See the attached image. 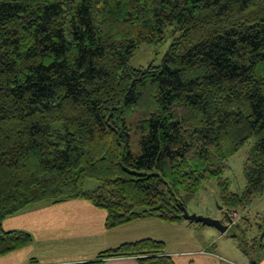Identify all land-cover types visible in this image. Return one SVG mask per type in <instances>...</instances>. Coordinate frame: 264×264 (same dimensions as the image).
Segmentation results:
<instances>
[{
    "label": "trees",
    "instance_id": "1",
    "mask_svg": "<svg viewBox=\"0 0 264 264\" xmlns=\"http://www.w3.org/2000/svg\"><path fill=\"white\" fill-rule=\"evenodd\" d=\"M168 32L159 64L130 65ZM251 140L234 191L227 161ZM210 180L229 224L264 191V0H0V256L32 242L2 227L30 204L82 198L105 229L179 222ZM242 219L231 236L258 264L264 228ZM116 257L176 264L152 237L55 264Z\"/></svg>",
    "mask_w": 264,
    "mask_h": 264
},
{
    "label": "rangeland",
    "instance_id": "2",
    "mask_svg": "<svg viewBox=\"0 0 264 264\" xmlns=\"http://www.w3.org/2000/svg\"><path fill=\"white\" fill-rule=\"evenodd\" d=\"M171 40L172 36L168 32L165 33L164 38L161 41H154L140 45L130 58V65L134 67H145L150 63L159 64ZM251 143L252 140L244 144L235 154L229 157L227 161L228 168L224 175L230 178L231 189L234 191L240 192L245 186L243 162ZM97 184L98 182L96 180L88 179L86 180L84 187L85 189H92ZM40 204L41 202H36L30 204L28 207ZM186 209L189 213L221 220L223 223H227L229 227H232L233 223H240L242 225L244 223L242 217L244 216L248 217L252 223L250 232H252V230L254 231V229L258 227L256 223L262 225L261 229L264 228V221L261 220V218L264 217V191L260 195L256 196L248 207L231 211L230 218L232 219V223L230 224L225 219L224 209L226 210V208H224L220 204V201H218L217 186L213 180L206 181L202 184L194 198L187 203ZM93 210L101 214L102 219H99V217L96 216V213H88V215L86 213L84 218L86 217L90 220V228H77L78 236L72 241V244L78 245L85 240L86 242L92 243L93 248H95V254L93 253L94 256L100 250L120 244L121 242L110 247L106 245V242H108L110 238L115 235L116 237L133 238L132 240L144 237L161 239L165 242V250L173 256L176 264L251 263L239 248L237 240L231 236L232 229L229 227L224 233H222L212 226L189 222L185 219L181 220V222H165L159 218L151 216L133 220L117 226V229L112 230L113 228L105 229L103 226L105 211L97 207L93 208ZM84 218H82V220ZM97 220L101 221L100 233L97 236H92L88 239L87 237L90 235V229L94 230ZM91 223L93 224V227H91ZM22 226L29 229L28 232H31L35 241L40 234L37 227H35V225L30 221H26ZM39 240V244L38 242H35L34 246L40 249L39 256L44 259H46L45 256L47 251L52 250L53 244L59 246L57 241L53 239L40 238ZM132 240H123L122 242ZM61 242L62 245L65 246L64 241ZM54 254L57 256L55 257L56 259H61L64 256V253ZM31 257L32 256L29 258Z\"/></svg>",
    "mask_w": 264,
    "mask_h": 264
},
{
    "label": "crops",
    "instance_id": "3",
    "mask_svg": "<svg viewBox=\"0 0 264 264\" xmlns=\"http://www.w3.org/2000/svg\"><path fill=\"white\" fill-rule=\"evenodd\" d=\"M28 206L21 209L17 213L6 217L2 221V227L5 230L22 229L29 231V229L22 225L26 221H30L35 225V227H37V230L40 231V234L34 241L33 235L31 232H29L32 235V242L20 250L1 255L0 264H28L30 256H36L37 260L39 259L38 261L42 264L75 262L88 260L94 257L95 248H93L92 243L86 242L85 240L78 245L72 244V241L78 236L77 228H90V220L86 217L84 218L86 213L87 215L88 213H96V216L99 217V219H102L101 214H99L97 211H94L93 208L95 207L92 206L88 201L83 200L82 198H69L61 202L41 201L40 205H31V207ZM81 216L84 218L83 220ZM91 227H93L92 223ZM100 229L101 221L97 220L96 227L94 230L90 229V235L87 238L89 239L92 236H97L100 233ZM115 229H117V227L113 228L112 230ZM40 238L56 240L59 245L56 246V244H53L52 250H48L50 252L47 251L45 256L46 259L39 256L40 249L34 246L35 242H38L39 244ZM129 239L132 240L133 238H122L113 235L112 238L106 242V245L110 247L122 242L123 240ZM61 241H64L65 246L62 245ZM54 253H64V256L61 259H56L55 257L57 256ZM101 264L139 263L134 257H116L106 259ZM258 264H264V257L259 261Z\"/></svg>",
    "mask_w": 264,
    "mask_h": 264
},
{
    "label": "water",
    "instance_id": "4",
    "mask_svg": "<svg viewBox=\"0 0 264 264\" xmlns=\"http://www.w3.org/2000/svg\"><path fill=\"white\" fill-rule=\"evenodd\" d=\"M182 217L185 220H192L196 223H200L201 225L212 226L217 230H219L220 232H225L229 227L227 223H223L221 220L202 216V215H197L194 213H189L185 206H182ZM228 220L229 222H231V218H228Z\"/></svg>",
    "mask_w": 264,
    "mask_h": 264
}]
</instances>
